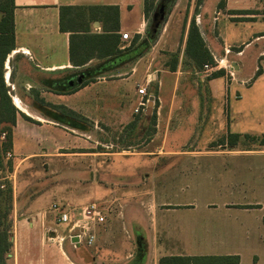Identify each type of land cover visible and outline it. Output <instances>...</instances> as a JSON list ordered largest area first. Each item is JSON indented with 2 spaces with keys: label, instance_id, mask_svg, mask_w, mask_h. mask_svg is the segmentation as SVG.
Instances as JSON below:
<instances>
[{
  "label": "crops",
  "instance_id": "crops-1",
  "mask_svg": "<svg viewBox=\"0 0 264 264\" xmlns=\"http://www.w3.org/2000/svg\"><path fill=\"white\" fill-rule=\"evenodd\" d=\"M238 3L239 0H198L197 4L195 0H174L167 11L164 9V16L170 19L183 7L187 14L185 39L194 20L214 63L229 64L227 70L225 66L207 65L206 71L211 74L199 78L201 88L195 100L200 99L202 87L204 100H210L211 82L216 77L223 80L224 87L248 83L241 77L244 68L238 57L251 42L264 40V31L253 34L246 43L229 41L218 22L222 17L225 22L245 18L264 20V10L238 9ZM193 9L196 18L194 15L191 18ZM12 11L14 47L3 62L9 69L3 80L10 88L7 93L16 108L7 151L15 161L13 172H9L13 178L20 165L39 158L45 161L142 158L141 167L129 171L101 172L89 163L87 168H75L77 172L71 173L78 177L80 187L86 182L98 192L100 202H115L106 222L96 228L91 253L76 254L79 247L73 249L68 242L69 251L75 255L74 262L63 250L67 240L61 248L48 243L47 231H54L59 237L64 235L47 225L43 214L35 216L39 225L37 235L32 219L21 218L22 213L18 215V237L25 242L23 245L29 244L33 251L48 244L56 249L63 264H135L139 255L143 256L140 264H160L161 259L169 257L193 259L188 264H264V117L255 124L260 129L249 133L240 127H229V113L223 111L222 121L227 128L224 125L221 134L218 117L213 115L216 106L174 104L182 81V52L172 56L176 63L171 70L172 64H166L164 57L174 53L177 43L171 49L160 46L166 33L165 24L158 38L164 20L143 56L89 79L88 72L105 60L92 45L91 37L115 34L119 39L117 47L124 49L128 45H122V33L128 34L132 41L151 32L154 14L146 16L144 0H13ZM160 49L165 51L160 53ZM70 51L74 53L72 58ZM256 56L264 57V45ZM10 65L14 67V76ZM165 76L171 78L172 88L164 100L161 92ZM135 77L138 81L131 95L135 103L139 99L136 86H145L146 91L150 86L155 89L149 88L147 93L158 99L160 105H153V99L137 113H134L136 104L129 112L123 110L122 104L117 110H100L82 104L78 97L97 85L127 82ZM85 81L88 82L82 85ZM33 96L38 102L32 101ZM14 97L23 109L15 106ZM24 107L33 109L35 116L27 114ZM191 118L194 143L184 141L178 149H166L170 126ZM100 124L104 125L102 128L121 124L119 131L130 134V143L122 141L126 147L110 150L120 142H106L107 145L100 139L92 140L93 130L101 131ZM143 136L150 140L144 143ZM127 148L133 152L127 153ZM53 205L49 207L51 210Z\"/></svg>",
  "mask_w": 264,
  "mask_h": 264
},
{
  "label": "rangeland",
  "instance_id": "rangeland-1",
  "mask_svg": "<svg viewBox=\"0 0 264 264\" xmlns=\"http://www.w3.org/2000/svg\"><path fill=\"white\" fill-rule=\"evenodd\" d=\"M197 1L198 0H195L196 4ZM237 7L238 9L250 8L253 11L261 12L264 10V0H239ZM194 14L195 11L193 9L191 18ZM186 15V10L184 12V9L182 7L180 12H178L177 10L175 13H173L170 19L168 16H164L163 24L160 27L158 33L159 38L160 36H162L163 29L166 24V33L164 34V39L160 46L164 49H171V46L174 44V42L177 43L175 51L173 50L174 53H169L164 57V61H166V64H172V60L174 58L172 56H177L182 52V81L180 82L179 87L176 91V97L173 103L197 105L209 104L212 106H216L217 110L215 114L213 113V115H217L218 117V122H216L219 130L218 132L221 134L224 130L223 126L226 125L225 127L227 128V124L225 123V121H222L223 111H228L229 113V127L231 128L240 127L239 129H246L245 131H248L249 133L252 131V129H260L255 128V124L257 123V120L261 121L262 117H264V57L257 58L256 54L258 53L259 48L264 45V40L260 42H251L248 46L243 48L241 55L238 57V59H240V61L243 63L244 68L241 77L244 80H248V83H246V85H232L229 87H224L223 80L220 77H216L211 82L212 92L209 98L210 100H204L206 96L204 95L205 91L203 92V87L199 96L200 99L195 100V95L199 94L201 88L199 78H205V75H210L211 73H208V71H206V69L208 68L207 65V68L203 66L202 68L195 69L189 57L185 54V52H183L185 45L184 42L186 40L184 37ZM218 25H220V27L224 29V32L229 41L237 40L243 41L244 43L248 42L249 39L253 37V34L264 31V20L262 19L249 20L245 18L225 22L222 17L219 20ZM213 31L216 32V29H213ZM130 41L131 39L123 41L122 45L129 46V44L131 43ZM154 51L156 52V49ZM154 51L152 55L155 54ZM158 51L160 53H163L165 50L160 49ZM158 56L161 57V55ZM10 60L12 59L10 58ZM214 65H220L221 68H224L225 66V69L227 70L229 64L214 63ZM9 68L12 74L15 73L14 67L10 65ZM8 71V66L4 65L2 67L3 76H5V73H7ZM137 81L138 79L137 77H135L127 82H113L104 85H97L86 90L78 97H80V101H83L82 104L88 103L92 107H99L100 110L111 108L117 110L119 105L122 104L123 110L129 112L132 111L133 107L136 104L135 98L131 97V95L134 92L135 83ZM149 88H152V90L155 89V87L149 86L147 87V92ZM171 88L172 80L171 78L167 79V77L165 76V83L161 92V95L163 96L164 100L169 97ZM9 89L10 88L8 87V90ZM182 92L184 93L183 98ZM31 94L33 95V93ZM126 94H128L129 97H127ZM31 99L32 101H34L33 99H35V101L38 102V98L36 99L35 96H33ZM26 100L30 102L28 98H26ZM13 103L18 108L23 109L22 105L20 104L17 98H13ZM160 104L161 102L158 99L153 100V105L158 106ZM35 105L36 104L34 102V106ZM24 110L27 112V114L35 116V112L33 109L24 107ZM100 113H103L101 115L112 114L105 112ZM114 114L115 113H113V115ZM219 116H221V119L219 118ZM140 122H142L141 119ZM143 122L145 123V120H143ZM193 123L194 119L191 118L183 123L181 122L177 125L176 123H174L173 125H171L169 133L166 135L167 142L165 148L178 149L180 146H182V142L184 141H186V143H189V145H192L195 139V137L192 136L194 131ZM102 126L104 125L100 124L101 128H99L101 131L93 130L92 137H90L92 140L100 139L105 143H116V140H118L120 142V145H118V147L112 146L110 150H114V147H116V149L126 147V144H122V141L130 143V134H126V131H119L121 124H110V127L107 128H102ZM8 127V124L0 123V137L2 134L5 133L3 139L0 138V163L8 172H11V170L13 172L15 161L12 160V158L7 161H4V155H2V148L7 146L6 144L8 139L6 140V137L7 133L9 132V130L7 129ZM207 127L208 126H206L205 129ZM206 131L207 130H205L204 133H206ZM124 137L126 139H124ZM143 137L144 138H141V140L144 141V143L150 140V138H147L146 136ZM196 145L198 146V144ZM97 148L99 147L97 146ZM125 151L127 153L133 152V150L130 148ZM141 160L142 158L136 157H113L109 158L107 161H105L104 159L90 160L72 158L49 159L48 161H45L42 160V158H39L36 160H28L22 165H20L14 174L13 181L7 182L9 185H11L12 190V212L10 215V222L12 223L11 236L13 244L9 252V256L6 260L7 263L19 264V258L22 259L21 250L23 243L25 242L19 239L18 237V228L16 222V219L19 217L18 215L20 213L24 214V216L21 218H24L26 220L32 219V221L34 222V231L36 232V235L39 231V225L35 223V216L39 217L40 214H43L46 219L47 225L53 227L58 234L65 236L67 234L69 224L57 222L55 216L59 214V211L51 210L49 208L51 204L54 203L58 205H69L76 207L82 206L91 201H101L102 198H99L98 192L91 189L86 182L85 184H81L83 187H80L77 179L78 177L76 178L71 176V173L77 172L75 168H87L89 163H91V165H95L98 169H100L101 172L104 169L108 172H122L141 167ZM6 188L7 186L0 190H5ZM19 203H21V205ZM63 247V250L65 251L67 257L71 261L75 262V255L74 253L69 251L68 241L64 242ZM93 249L92 247L89 248L85 246H80L77 249L76 254L81 252L89 254L93 251ZM24 253L25 252H23V254ZM133 253L135 255L136 251L134 250ZM29 259L32 264H63L61 261V256L57 253L56 249H54L48 244H45L43 247L39 246L38 249H34L33 251H31V257Z\"/></svg>",
  "mask_w": 264,
  "mask_h": 264
},
{
  "label": "trees",
  "instance_id": "trees-1",
  "mask_svg": "<svg viewBox=\"0 0 264 264\" xmlns=\"http://www.w3.org/2000/svg\"><path fill=\"white\" fill-rule=\"evenodd\" d=\"M174 0H144V10L146 16L150 12L158 11L161 5H164L165 11L171 6ZM13 0H0V123L8 124L7 133V146L2 148V155L10 149L11 131L12 126L15 123L16 108L12 105L11 99L8 95V89L4 83L2 75L3 62L6 56L11 52L14 47V35H13ZM116 23V18H115ZM162 22H160L159 26ZM158 26V27H159ZM156 34H152L148 31L147 37L138 40L134 37L128 47L119 49V39L117 35L104 34L101 37H91L92 45L97 49L100 58L105 59L98 67L89 71V79L101 75L104 72L109 71L119 65L126 62L134 61L136 58L143 56L150 47V44L154 41ZM81 43H86L82 41ZM71 50H73V42L71 43ZM185 54L191 59L193 65L196 68H202L204 65H214V61L206 49L203 39L199 33L198 27L192 20L189 24L186 43ZM73 51H70V57L73 56ZM176 59H174L170 69L174 70ZM87 73V74H88ZM220 74H216L218 76ZM88 81H85L82 85H85ZM75 120H78L75 118ZM80 122V120H79ZM4 133V132H3ZM5 134V133H4ZM5 136V135H4ZM1 165V163H0ZM0 168H4L3 165ZM11 170V169H10ZM12 172V170H11ZM5 190H0V264H8L7 257L12 248V236L10 222V215L12 212L11 203V185L7 183ZM2 202V203H1ZM22 259L19 258V264H32L30 261L31 251L28 245L22 246ZM23 252H25L23 254ZM143 256L139 255L135 259V264H140ZM193 263V259L182 257H169L160 260V264H188Z\"/></svg>",
  "mask_w": 264,
  "mask_h": 264
},
{
  "label": "built area",
  "instance_id": "built-area-1",
  "mask_svg": "<svg viewBox=\"0 0 264 264\" xmlns=\"http://www.w3.org/2000/svg\"><path fill=\"white\" fill-rule=\"evenodd\" d=\"M120 38L123 41L130 39L126 33H122ZM204 67L207 68V66ZM136 91L139 99L134 113L139 112V109L144 110L149 105L150 98L154 99L153 96H149L145 86H137ZM3 137L4 134H2L1 138ZM10 157L11 154L6 152L4 160L7 161ZM12 180L13 176L6 169L0 168V189H3L6 183ZM114 203V200L92 202L79 208L54 204L52 209L59 211L57 222L68 223L69 227L64 237H59L54 231H47L45 240L51 244L55 243L59 248H61L64 240H67L73 249L80 246H92L96 241V228L99 225H103L106 222L107 214L114 211ZM51 233L53 235H50Z\"/></svg>",
  "mask_w": 264,
  "mask_h": 264
},
{
  "label": "water",
  "instance_id": "water-1",
  "mask_svg": "<svg viewBox=\"0 0 264 264\" xmlns=\"http://www.w3.org/2000/svg\"><path fill=\"white\" fill-rule=\"evenodd\" d=\"M164 18V5H161L158 9L157 12L154 13L153 15V28H152V34H154L156 32V29L158 28L160 22L163 20ZM80 81V80H78ZM152 101V98H150V103Z\"/></svg>",
  "mask_w": 264,
  "mask_h": 264
}]
</instances>
